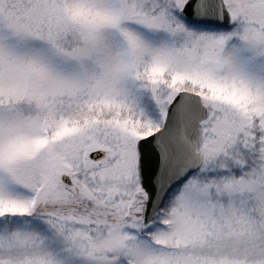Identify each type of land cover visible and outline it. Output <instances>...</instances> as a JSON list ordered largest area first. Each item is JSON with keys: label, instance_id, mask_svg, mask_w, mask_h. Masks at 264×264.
Instances as JSON below:
<instances>
[{"label": "snow or ice", "instance_id": "6c2138e0", "mask_svg": "<svg viewBox=\"0 0 264 264\" xmlns=\"http://www.w3.org/2000/svg\"><path fill=\"white\" fill-rule=\"evenodd\" d=\"M0 264H264V0H0Z\"/></svg>", "mask_w": 264, "mask_h": 264}]
</instances>
